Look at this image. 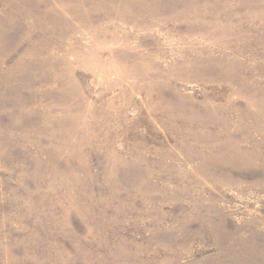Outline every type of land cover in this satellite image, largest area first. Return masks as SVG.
<instances>
[{
    "label": "rangeland",
    "instance_id": "obj_1",
    "mask_svg": "<svg viewBox=\"0 0 264 264\" xmlns=\"http://www.w3.org/2000/svg\"><path fill=\"white\" fill-rule=\"evenodd\" d=\"M0 264H264V0H0Z\"/></svg>",
    "mask_w": 264,
    "mask_h": 264
}]
</instances>
